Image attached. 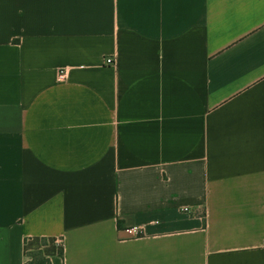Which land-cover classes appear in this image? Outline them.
Wrapping results in <instances>:
<instances>
[{
    "label": "crops",
    "instance_id": "0c3cea01",
    "mask_svg": "<svg viewBox=\"0 0 264 264\" xmlns=\"http://www.w3.org/2000/svg\"><path fill=\"white\" fill-rule=\"evenodd\" d=\"M37 251L264 264V0H0V264Z\"/></svg>",
    "mask_w": 264,
    "mask_h": 264
},
{
    "label": "trees",
    "instance_id": "16d2710c",
    "mask_svg": "<svg viewBox=\"0 0 264 264\" xmlns=\"http://www.w3.org/2000/svg\"><path fill=\"white\" fill-rule=\"evenodd\" d=\"M30 260L26 264H51L50 259L46 258L41 251L30 253Z\"/></svg>",
    "mask_w": 264,
    "mask_h": 264
},
{
    "label": "built area",
    "instance_id": "2783aa9c",
    "mask_svg": "<svg viewBox=\"0 0 264 264\" xmlns=\"http://www.w3.org/2000/svg\"><path fill=\"white\" fill-rule=\"evenodd\" d=\"M108 62H110V60H108ZM65 77H66L65 72L64 71H61L60 72V75H59L60 80H63Z\"/></svg>",
    "mask_w": 264,
    "mask_h": 264
}]
</instances>
